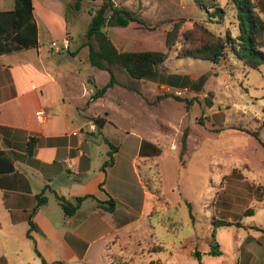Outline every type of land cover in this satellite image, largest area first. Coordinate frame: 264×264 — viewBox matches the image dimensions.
<instances>
[{
	"label": "crops",
	"instance_id": "0c3cea01",
	"mask_svg": "<svg viewBox=\"0 0 264 264\" xmlns=\"http://www.w3.org/2000/svg\"><path fill=\"white\" fill-rule=\"evenodd\" d=\"M15 1L0 0V13L14 11ZM253 2L264 19V0ZM33 5L38 46L0 52V257L8 264H264V200L242 227H222L219 235L207 223L198 231L202 217L191 205L188 216L174 212L159 187L152 189L161 183L155 160L166 142L148 130L143 105L114 100L112 87L103 91L109 78L88 87L82 69L64 57L77 51L64 8ZM12 20L0 16V28ZM67 39L70 50L51 55L50 43ZM113 113L144 125V133L114 122ZM82 198L67 215L63 205Z\"/></svg>",
	"mask_w": 264,
	"mask_h": 264
},
{
	"label": "rangeland",
	"instance_id": "374dc122",
	"mask_svg": "<svg viewBox=\"0 0 264 264\" xmlns=\"http://www.w3.org/2000/svg\"><path fill=\"white\" fill-rule=\"evenodd\" d=\"M39 1H55L64 8L68 38L74 41L72 49L79 51L78 56L65 53L64 57L70 66L82 69L80 78L88 87L94 79L98 87L105 86L110 76L91 66L89 49L83 46L88 40L93 15L103 1ZM110 1L148 24L133 22L127 28L107 27L105 31L117 48L122 52L167 53L168 59L159 71L165 77L181 76L179 85H170L167 81H134L118 69V84L112 87L111 96L117 102L127 100L132 105L136 102L143 105L148 130L156 131L166 142L162 157L155 160L161 183L153 185V191L159 187L161 196L174 204L173 211L181 216H188L191 205L193 213L202 217L198 231H203L207 223L212 232L216 229L219 235L227 228L217 229L216 221H248L243 217L244 212L250 207L257 211L259 200H264V66L259 70L246 68L234 54L220 64L183 58L182 54V47L198 46L204 40L201 28L223 38L230 31L236 37L239 34L236 10L229 5L225 21L217 24L208 20L206 12L197 7L194 0ZM227 2L221 0L223 5ZM176 25H180V42L168 47V34ZM95 110L103 113L100 107ZM112 116L121 126L144 133L141 130L144 125L133 124L114 113ZM185 132L188 133L187 148L181 161ZM156 164L151 166L156 168ZM182 199L188 203L177 205ZM263 213L264 209L259 211V215ZM188 229L185 226L184 230L188 232ZM36 263L42 264L39 259Z\"/></svg>",
	"mask_w": 264,
	"mask_h": 264
},
{
	"label": "trees",
	"instance_id": "16d2710c",
	"mask_svg": "<svg viewBox=\"0 0 264 264\" xmlns=\"http://www.w3.org/2000/svg\"><path fill=\"white\" fill-rule=\"evenodd\" d=\"M102 1V5L93 15L87 31L88 40L83 46L89 49L91 66L97 70L107 72L110 76L109 83L103 88V91L118 84L116 79L118 69L126 72L129 78L134 81H167L170 85H179L181 76L165 77L159 71L168 59L167 53L160 51L122 52L113 44L105 31L107 27L127 28L133 22L143 26H148V24L141 17L127 9L116 6L110 0ZM194 3L206 12L211 23L217 24L225 21L229 5L233 7L236 10L239 34L234 37L228 31L226 38H223L209 29L201 28L205 36L204 40L198 46L182 47L183 58H198L220 64L222 61L228 60L231 54H234L243 62L246 68L259 70L264 66V19L257 11L253 0H228L225 5L221 3V0H194ZM76 6L79 8L80 4L77 2ZM4 15L12 17L13 20L7 22L8 29L0 28V36H3L6 41L0 45L2 46L1 53L31 49L38 46V29L34 18L33 0H16L14 11L0 13V16ZM179 32L180 25H176L169 32L167 37L168 47L180 42ZM9 35L12 37L11 40H9ZM78 52L76 51L71 55L76 56ZM130 90L137 92L135 89ZM96 124L101 127L99 120H96ZM187 139L188 133L185 132L182 136L181 161L187 148ZM34 145L35 140L30 139L27 144V153H32ZM112 162L113 154L106 165H110ZM157 194H159V191ZM85 199H77L72 208L63 205L66 214H72ZM110 207L113 210L114 204L112 203ZM255 212V208L250 207L244 212L243 217L253 216ZM241 222L242 220L235 223L226 220L216 221L215 226L230 227L235 225L242 227ZM30 224L33 228L31 221ZM28 238L31 239L29 234ZM217 248L218 244L215 243L211 251L213 255L219 254ZM36 252L41 257L39 252ZM42 263L45 264L44 260H42ZM0 264H8V262L5 258L0 257Z\"/></svg>",
	"mask_w": 264,
	"mask_h": 264
},
{
	"label": "built area",
	"instance_id": "2783aa9c",
	"mask_svg": "<svg viewBox=\"0 0 264 264\" xmlns=\"http://www.w3.org/2000/svg\"><path fill=\"white\" fill-rule=\"evenodd\" d=\"M69 50H70V42L68 39L63 41L62 44L56 41L50 43L51 55L60 54L62 52H68ZM37 115L39 118H43L46 115V113L45 111H39Z\"/></svg>",
	"mask_w": 264,
	"mask_h": 264
}]
</instances>
